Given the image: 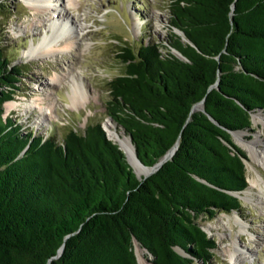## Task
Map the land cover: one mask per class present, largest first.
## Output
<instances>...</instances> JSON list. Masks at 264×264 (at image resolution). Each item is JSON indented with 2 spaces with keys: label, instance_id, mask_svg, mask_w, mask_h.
<instances>
[{
  "label": "trees",
  "instance_id": "trees-1",
  "mask_svg": "<svg viewBox=\"0 0 264 264\" xmlns=\"http://www.w3.org/2000/svg\"><path fill=\"white\" fill-rule=\"evenodd\" d=\"M171 3L167 44L124 47L106 105L146 165L178 143L148 177L102 122L60 140L4 115L26 70L0 25V264H139L136 242L153 264L215 256L201 220L241 209L247 153L234 134L264 111V0Z\"/></svg>",
  "mask_w": 264,
  "mask_h": 264
},
{
  "label": "rangeland",
  "instance_id": "rangeland-1",
  "mask_svg": "<svg viewBox=\"0 0 264 264\" xmlns=\"http://www.w3.org/2000/svg\"><path fill=\"white\" fill-rule=\"evenodd\" d=\"M78 1H56V10L62 9L66 2L72 18L69 19L75 22L73 26H69V22L63 23L70 29L66 35L55 38L53 48L56 54L43 59H29L26 51L30 46L40 43L52 33L51 30L58 28L59 22H54L57 16L48 6L50 3L38 9L31 0H0L7 6L0 15V25L6 24L1 35L2 47L9 59L26 70L20 90L12 99L20 104L9 110L6 102L4 115L13 117L25 129L33 130L36 136L54 133L61 140L71 127L84 132L89 123L104 124L109 118L106 105L110 98V81L125 71L120 57L123 48H137L140 43L151 40L167 44L172 35V0ZM77 26L84 28V38ZM70 66L78 70L86 86V102L80 107L71 104V83L62 76ZM57 72L62 76L61 82H52L51 77ZM255 113L264 116L262 110ZM252 120L250 129L238 131H243V138L247 141L259 138L260 145L264 147V119ZM117 128L124 132L118 124ZM104 129L112 139L105 125ZM234 140L247 153L248 187L239 194L240 210L230 213L218 211L201 220L217 244L215 256L208 264H264V165L254 159L235 134ZM144 167L152 170L143 175L136 171L140 176L150 175L155 170L152 166ZM135 250L139 264H153V255L139 242H136ZM232 253H236L238 258L232 259Z\"/></svg>",
  "mask_w": 264,
  "mask_h": 264
},
{
  "label": "bare ground",
  "instance_id": "bare-ground-1",
  "mask_svg": "<svg viewBox=\"0 0 264 264\" xmlns=\"http://www.w3.org/2000/svg\"><path fill=\"white\" fill-rule=\"evenodd\" d=\"M57 0H31V4L34 5L39 9V7L43 6L44 4L50 3L51 8L54 10V14L56 19H54V22H59V27H55V29L52 31V33L47 34L44 39L38 43V44H32L30 48L26 51V56L29 59H43V57H49V56H54L56 54L55 49L53 48V45H55V38L56 37H62L64 34L68 32V29L70 28H65L64 26L68 25H63V23L69 22L73 26L74 21L72 22L69 18L70 15L68 13L67 7H66V2L63 4V8L60 10H56L58 8L57 5ZM71 1L74 0H69V3H72ZM80 2V0L78 1ZM68 3V4H69ZM34 8V7H33ZM50 8V7H49ZM57 12V13H55ZM72 19V18H71ZM141 20V19H140ZM142 23V21H140ZM138 24V23H137ZM57 26V25H55ZM77 30L82 32V37L84 38V28L82 26H77ZM67 31V32H66ZM66 32V33H65ZM76 41V40H75ZM73 41V42H75ZM78 42V39L77 41ZM75 42V43H76ZM72 44V43H71ZM66 48V47H65ZM70 69L66 71L65 73L62 74V76L68 78V82L71 83V92L69 93L70 99H71V104L74 107H80L86 102V86L83 82L82 75L78 72V70L74 69V67H69ZM62 76L60 73H56L54 76H52V82H61ZM55 84V83H53ZM53 87V86H52ZM36 103V102H35ZM20 102L16 100H10L7 101L8 109L11 110L14 107H17ZM39 108H42L39 106ZM253 119L256 121L258 120H263L264 116H262L261 113H255L253 114ZM104 125L107 128V131L109 133V136L116 140L117 142H120L121 146L123 149L126 151L128 154L129 159L133 163L136 171L140 174L143 175L144 172H149L152 170L151 168H145L140 161L138 160L136 153H135V148L134 145L130 139V137L125 134V132L119 131L117 128V124L114 120H112L110 117L107 118L104 121ZM235 135L237 136L238 140L242 143V145L250 151V154L254 157V159L264 165V147L260 145L261 140L259 138L253 139V140H245L243 138L244 133L243 131H237L235 132ZM252 180H250L251 182ZM252 185V182H251ZM138 243V242H137ZM139 246V245H138ZM236 253H232V259L238 258L236 256Z\"/></svg>",
  "mask_w": 264,
  "mask_h": 264
},
{
  "label": "water",
  "instance_id": "water-1",
  "mask_svg": "<svg viewBox=\"0 0 264 264\" xmlns=\"http://www.w3.org/2000/svg\"><path fill=\"white\" fill-rule=\"evenodd\" d=\"M181 54V53H180ZM198 109H204V103H198V104H195L194 105V107H193V110L192 111H195V110H198ZM112 120H113V118L111 117V116H109ZM103 126H104V124H103ZM129 137H130V139H131V141H132V136L131 135H129ZM133 143V142H132ZM133 145H134V143H133ZM134 148H135V153H136V156H137V158H138V160L140 161V163L143 165V166H148V165H146L140 158H139V156H138V154H137V149H136V146L134 145ZM177 148H178V143L176 144V145H174L168 152H167V154L159 161V162H157L155 165H153L152 167H154V169L155 170H157L158 168H160L162 165H163V163L164 162H166L168 159H171L172 157H173V155L175 154V152H176V150H177ZM247 158V157H246ZM246 158H245V160H246ZM154 170V171H155ZM139 175V174H138ZM140 176V175H139ZM149 175H146L145 177H148ZM243 191V190H242ZM242 191H238V192H236V195L237 196H239L240 197V192H242ZM139 259V258H138Z\"/></svg>",
  "mask_w": 264,
  "mask_h": 264
}]
</instances>
